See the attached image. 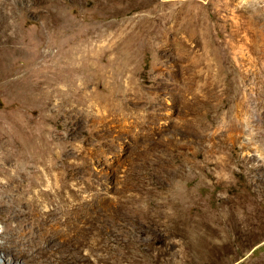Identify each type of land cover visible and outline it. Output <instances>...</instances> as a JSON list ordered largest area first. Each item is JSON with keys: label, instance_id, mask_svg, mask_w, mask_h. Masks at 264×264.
Wrapping results in <instances>:
<instances>
[{"label": "rangeland", "instance_id": "obj_1", "mask_svg": "<svg viewBox=\"0 0 264 264\" xmlns=\"http://www.w3.org/2000/svg\"><path fill=\"white\" fill-rule=\"evenodd\" d=\"M22 129L52 201L42 222L0 208V241L10 223L37 264H183L184 243L205 264L197 215L264 213V0H0L7 156ZM232 239L230 264L264 257Z\"/></svg>", "mask_w": 264, "mask_h": 264}, {"label": "bare ground", "instance_id": "obj_2", "mask_svg": "<svg viewBox=\"0 0 264 264\" xmlns=\"http://www.w3.org/2000/svg\"><path fill=\"white\" fill-rule=\"evenodd\" d=\"M20 133L25 134L29 142L18 146L12 157L4 152L16 142L6 133H0V208H15L20 214L42 222L47 220L48 210L40 205L46 200L52 201V190L43 188L47 176L52 173V160L50 157L41 162L35 159L34 165V154L40 149L35 132L22 129ZM24 166L31 167L29 174ZM6 230L11 237L0 241V259L10 264H37L38 250L29 238L10 223ZM195 233L194 248L205 264H230L234 236L241 241L242 254L264 238V213L256 209L204 210L196 217ZM189 253L184 243L183 264L188 263ZM246 261L264 264V257Z\"/></svg>", "mask_w": 264, "mask_h": 264}]
</instances>
